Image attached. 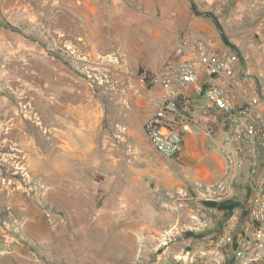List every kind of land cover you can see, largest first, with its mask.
<instances>
[{"label": "rangeland", "instance_id": "1", "mask_svg": "<svg viewBox=\"0 0 264 264\" xmlns=\"http://www.w3.org/2000/svg\"><path fill=\"white\" fill-rule=\"evenodd\" d=\"M55 1L0 0V264H264L245 185L234 184L229 215L196 189L219 174V148L189 158L202 180L169 189L179 157L142 142L134 156L124 124L150 88L163 96L180 40L197 30L226 46L192 1L263 70L261 88L264 0ZM111 152L147 183L130 182L123 163L110 172Z\"/></svg>", "mask_w": 264, "mask_h": 264}, {"label": "built area", "instance_id": "2", "mask_svg": "<svg viewBox=\"0 0 264 264\" xmlns=\"http://www.w3.org/2000/svg\"><path fill=\"white\" fill-rule=\"evenodd\" d=\"M240 55L230 46H216L202 34L194 33L180 40L167 62L161 80L162 106L145 123V130L155 149L166 157L179 156L183 149L181 132L173 127L183 88L194 85L211 108L224 115L219 154L223 168L220 175L197 191L207 201L234 198V184L245 173L246 207L256 232L264 235V111L256 96L245 97L238 104L226 87L214 81L227 79L231 85L248 92L242 80ZM182 205V204H181Z\"/></svg>", "mask_w": 264, "mask_h": 264}, {"label": "crops", "instance_id": "3", "mask_svg": "<svg viewBox=\"0 0 264 264\" xmlns=\"http://www.w3.org/2000/svg\"><path fill=\"white\" fill-rule=\"evenodd\" d=\"M194 33H199L205 36V33H200L197 30H194L193 33L189 35ZM233 42L236 45H239L236 40ZM247 58H249V56L243 52L242 58L240 57V68L241 72H243L242 80L249 86L247 93H243L240 88L231 85V83L223 77H218L212 80L204 75L203 78L207 79L209 82L214 81L226 87L227 90L234 95L238 104L243 103L245 97L252 95L256 96L258 98L260 109L264 111V85L262 84V87L260 88L258 83L262 80H258L257 78L263 70L258 69L256 64L254 67H248L246 63ZM154 89V86L150 88L142 97L137 98L134 101V105H132L130 109L124 111V124L127 129L126 133L128 135L127 137L131 139L129 145H132L131 147L134 156L136 157L141 155V142L142 144L144 143L147 148L149 147L148 149H150V151H154V156L162 155L155 149L152 141L147 137L145 130V123L161 108L163 103L162 90L160 88L157 90ZM173 127L181 132L183 137V149L178 156L180 161L170 162L174 166L173 171H175L176 174L178 173L179 176L176 177L175 182H173L172 185L166 187L173 188L177 186L178 191H183V187H185L189 181L191 183L203 179L188 174L185 168L188 164L189 158L195 153L194 151L198 152V150H202L203 156H205L210 147H221V135L225 128V118L223 114L210 107V104L197 92L194 85H189L183 88V95L179 100V109ZM137 136H140L141 138L137 139ZM108 161L110 172L123 163L124 176L128 177L130 182L132 178L135 177L141 179V185L147 183L144 179V172L140 169L134 168L132 158H129L127 155L111 152L108 155ZM222 168L223 164L221 160V170L214 179L220 175ZM242 171L243 175L237 178L236 183L244 184L246 168ZM181 185H183V187Z\"/></svg>", "mask_w": 264, "mask_h": 264}, {"label": "trees", "instance_id": "4", "mask_svg": "<svg viewBox=\"0 0 264 264\" xmlns=\"http://www.w3.org/2000/svg\"><path fill=\"white\" fill-rule=\"evenodd\" d=\"M191 3H192L191 4L192 9L194 10L195 13L200 14V15L203 14L213 19L214 23L216 24L220 32L221 38L224 41V43L230 46L231 48L235 49L239 53L240 57L242 58L239 47L230 39L229 35L225 32L217 16L211 11L200 10L197 7V5L194 3V1H192ZM206 203L208 205H213V206L218 207L219 209L225 211V213H227L228 215L231 214L236 208L240 206V202L236 200L235 198H228V199H224L220 201H206Z\"/></svg>", "mask_w": 264, "mask_h": 264}, {"label": "bare ground", "instance_id": "5", "mask_svg": "<svg viewBox=\"0 0 264 264\" xmlns=\"http://www.w3.org/2000/svg\"><path fill=\"white\" fill-rule=\"evenodd\" d=\"M63 1V0H62ZM66 1H68V0H65L63 3H67ZM70 6L71 7H73L74 5H75V7L77 8V7H81L80 5L81 4H87V2H82V1H79V2H77V3H74V0H70ZM54 3H57V4H59V3H62L61 2V0H56ZM69 3V2H68ZM57 4H55V6L57 5ZM52 5V4H51ZM60 7H61V5H60ZM78 9V8H77ZM80 9V8H79ZM61 10H63V9H61ZM80 11H82V10H80ZM74 12V11H73ZM78 12V11H77ZM83 12H85L84 10H83ZM80 13V12H79ZM83 14V13H82ZM84 17V16H83ZM85 17H87V16H85ZM15 129H17V127L16 128H12V130L10 131V133H13V132H15ZM12 135V134H11ZM54 144V143H53ZM48 146V145H47ZM27 149H30V146H28L27 147ZM61 150V149H60ZM61 153V152H60ZM5 188V187H4ZM6 190V188L5 189H3V191H5ZM1 194L2 193H0V196H1ZM10 195V194H9Z\"/></svg>", "mask_w": 264, "mask_h": 264}]
</instances>
